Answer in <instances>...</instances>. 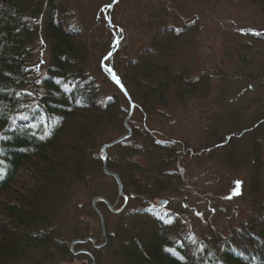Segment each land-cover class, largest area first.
I'll use <instances>...</instances> for the list:
<instances>
[{
  "label": "trees",
  "instance_id": "obj_1",
  "mask_svg": "<svg viewBox=\"0 0 264 264\" xmlns=\"http://www.w3.org/2000/svg\"><path fill=\"white\" fill-rule=\"evenodd\" d=\"M197 1L117 0L108 10L111 0H0V264L89 260L70 245L96 230L100 242L92 200H117L116 209L124 197L116 215L96 203L105 245L73 251L88 250L95 264H264V29L200 55ZM242 1L264 19V0ZM107 15L130 116L108 73ZM182 49L200 69L176 61ZM127 127L131 137L107 151L118 197L100 151ZM208 161L244 172L251 204L236 224L193 236L185 205L171 206L188 196L178 165Z\"/></svg>",
  "mask_w": 264,
  "mask_h": 264
},
{
  "label": "rangeland",
  "instance_id": "obj_2",
  "mask_svg": "<svg viewBox=\"0 0 264 264\" xmlns=\"http://www.w3.org/2000/svg\"><path fill=\"white\" fill-rule=\"evenodd\" d=\"M197 3L204 8L206 13L201 21L203 26L198 33L202 39V47L198 44L200 55L210 54L217 49V45L223 42L225 48L228 46L231 47V50H234L249 33L256 34L258 30L264 29V19L258 10L245 1L198 0ZM191 55L187 49H182L176 61L180 63V61L193 60L191 70L197 71L201 67V61L197 59L195 53L193 55L196 57L195 59H192ZM252 55L257 57V59L261 58L260 55L257 56L254 53ZM237 61L236 58L233 59V62ZM170 102L173 103L172 100ZM194 123L192 122L191 126L190 124L187 126L184 124V131L190 133ZM187 164L191 167L178 166L180 169L181 167L184 169L182 174L184 178H187L186 189L188 196L183 202L175 200L174 203H171V206L180 208L181 204L185 205L184 207L181 206V213L187 214L188 225L193 236L199 234L202 226H210V223L217 228L223 229L222 226L234 225L242 220L250 208L244 172L235 174L223 170L219 171L209 161L204 162L205 166L200 168H197L193 162ZM199 212L200 214H198ZM83 225L90 228L94 226L97 229L96 221L89 220L86 217L83 218ZM97 232L98 230L93 233L95 238L96 236L98 237ZM82 261L75 260L73 264H80Z\"/></svg>",
  "mask_w": 264,
  "mask_h": 264
},
{
  "label": "water",
  "instance_id": "obj_3",
  "mask_svg": "<svg viewBox=\"0 0 264 264\" xmlns=\"http://www.w3.org/2000/svg\"><path fill=\"white\" fill-rule=\"evenodd\" d=\"M117 0H111L110 4L108 5V10H111L113 8V6L115 5ZM105 15V13H104ZM106 24H107V27L112 31V35H113V43H112V48L108 54V58H109V67H108V73L110 75V78L112 80V82L115 84V86H117L120 90V92L122 93V95H124L125 98H127L128 102H129V109H130V113H129V116L132 114L133 112V101H132V98H130L128 92H127V89L125 88V86H123L120 82V79L118 78L117 75H115L114 71H113V67H112V56L115 52V50L118 48L119 46V39H117V36H116V33L113 31V28L111 26V20H110V17L107 15L106 16ZM127 131L126 133L123 135V136H120L119 138L113 140L112 142L110 143H106V144H103L102 147H101V151H100V158L103 162V172L105 175L109 176V177H112L113 180L116 182V185H117V192H118V196H123V192H122V184H121V181L119 180L117 174H113L111 173L108 169H107V151L109 148H112L115 144L117 143H120V142H123L124 140L128 139L131 137V132L129 130V128L127 127L126 128ZM124 197V196H123ZM97 202H102L103 204H105L108 209L111 211V213L113 214H116L118 212H120L122 209H124L126 206H127V198L124 197V202H123V206L120 208V209H116L114 210L113 209V205H111L106 199L104 198H95L92 200V207L94 209V211L96 212L97 216L99 217L100 219V227L102 228V236H104L105 234V228H104V220H103V216H101V213L99 212V210L97 209L96 207V203ZM158 204L160 206H163L165 205L167 202L165 199H161V200H158L157 201ZM86 242H91L95 243V239L92 238V237H89V238H86L84 240H77V241H73L71 243V246H70V250L72 251V247L76 244V243H86ZM98 247H100V245H98ZM73 252V251H72ZM78 253H84L86 255H89L90 256V253L84 249H80L76 252H73V254H78ZM93 264V263H92Z\"/></svg>",
  "mask_w": 264,
  "mask_h": 264
},
{
  "label": "flooded vegetation",
  "instance_id": "obj_4",
  "mask_svg": "<svg viewBox=\"0 0 264 264\" xmlns=\"http://www.w3.org/2000/svg\"><path fill=\"white\" fill-rule=\"evenodd\" d=\"M114 205V207L116 206V205H118V201L116 200L115 201V203H113ZM99 222H100V219H99ZM101 228V227H100ZM100 242H97L96 241V247H94V245L92 246L93 248H95V249H101L104 245H105V241L106 240H104V236H102V228H101V236H100ZM84 244H86V243H84ZM98 245H100V247H98ZM71 246V245H70ZM73 248H74V246L72 247V251H73ZM78 250V249H77ZM88 256V261H82L80 264H95V260H94V258H93V256L90 254V256L89 255H87Z\"/></svg>",
  "mask_w": 264,
  "mask_h": 264
},
{
  "label": "bare ground",
  "instance_id": "obj_5",
  "mask_svg": "<svg viewBox=\"0 0 264 264\" xmlns=\"http://www.w3.org/2000/svg\"><path fill=\"white\" fill-rule=\"evenodd\" d=\"M98 209V208H97ZM104 219V218H103Z\"/></svg>",
  "mask_w": 264,
  "mask_h": 264
}]
</instances>
